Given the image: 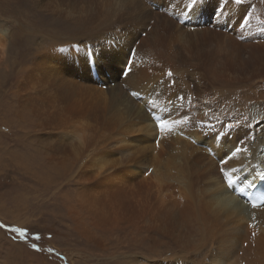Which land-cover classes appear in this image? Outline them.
Listing matches in <instances>:
<instances>
[{
	"label": "bare ground",
	"instance_id": "6f19581e",
	"mask_svg": "<svg viewBox=\"0 0 264 264\" xmlns=\"http://www.w3.org/2000/svg\"><path fill=\"white\" fill-rule=\"evenodd\" d=\"M47 1L49 7L52 2L66 7L71 0ZM91 1L93 17L87 23L100 21L95 37L86 33L82 43L64 45L66 51L56 53L55 62L48 66L50 71L69 70L75 77L56 85L62 112L43 121L50 150L73 154L82 170L100 169L121 186L116 162L125 171L134 168L130 171L133 179L140 172L145 184L154 180L149 189L141 186L142 194L128 190L121 195L115 190L112 223L141 229L160 254L174 248L156 264H217L220 260L225 264L228 254L240 264H264V208L253 210L248 200L228 189L220 173L221 157L243 134V129L229 127L237 124L234 117L238 116L240 121L245 117L251 121L254 139L245 145L249 153L238 155L228 168L243 164L245 171L240 175L253 169L264 171V123L255 127L264 121V33L256 20L264 19V3L243 0L256 9L252 26L243 30L241 40L232 30L238 17L234 4L224 10L226 18L231 16L225 26L224 20L207 23L215 15L217 0H202L183 25L164 14L161 5L167 0H152L151 5L146 0ZM100 29L108 30L110 37L118 36L119 42H106ZM77 44L82 46L76 49L73 45ZM130 47L138 52L137 67L135 75L126 79L122 71ZM86 55L96 59L104 88L94 86L97 70L93 66L90 77ZM168 71L173 78L166 76ZM131 90L139 91L140 98L131 96ZM177 96L186 97L176 100V105H183L181 111L189 114L190 122L176 125L171 132H159L145 118L144 101L164 105L169 97ZM95 116L106 118L104 126L98 130L84 127V120ZM98 149L108 150L93 163ZM140 155L147 158H136ZM134 198H139V206L125 215L121 211L127 199L130 204Z\"/></svg>",
	"mask_w": 264,
	"mask_h": 264
},
{
	"label": "rangeland",
	"instance_id": "374dc122",
	"mask_svg": "<svg viewBox=\"0 0 264 264\" xmlns=\"http://www.w3.org/2000/svg\"><path fill=\"white\" fill-rule=\"evenodd\" d=\"M93 7L91 0H71L66 7L61 2L49 7L47 0H0V223L26 227L30 236H40L39 241L16 242L0 229V264H156L173 248L160 254L141 229L112 223L115 190L142 194L141 186L149 189L154 180L145 184L140 172L133 179L134 168L125 171L116 162L121 186L100 169L82 170L73 154L49 148L42 124L62 112L56 85L75 77L69 70L50 71L48 66L64 45L82 43L86 33L95 37L99 19L87 23ZM100 7L104 11L106 3ZM100 35L110 37L106 29H100ZM93 80L94 86H106L98 76ZM105 123V117L95 116L84 120V127L98 130ZM107 150L98 149L99 159ZM137 199L130 204L127 199L121 212L126 215L139 206ZM31 243L40 250H33ZM225 264L240 263L228 254Z\"/></svg>",
	"mask_w": 264,
	"mask_h": 264
},
{
	"label": "snow or ice",
	"instance_id": "6c2138e0",
	"mask_svg": "<svg viewBox=\"0 0 264 264\" xmlns=\"http://www.w3.org/2000/svg\"><path fill=\"white\" fill-rule=\"evenodd\" d=\"M146 2L151 5L152 0H146ZM261 3H264V0H260ZM202 0H167L166 3H163L161 7L164 10L165 15L174 16L177 23L185 24L187 19L193 15L196 11L197 6L201 5ZM235 5L238 11V17L236 24L233 26V32L241 40L244 39V29H248L252 26V19L255 13L256 5L253 3H244L243 0H217L216 7L214 9L215 15L209 17L207 23H213L215 20H224L225 26L227 23H230L231 16L225 17L224 10L229 9L231 5ZM257 24L259 25V30L264 33V19L256 17ZM215 26V25H214ZM111 41L112 43H118V36L106 37L105 41ZM74 48L79 49L80 45H73ZM88 46L85 45L87 51ZM61 52L66 51V49L61 48ZM138 55L137 50L134 47L129 48L128 58L124 64L122 75H125L126 79L131 78L135 75L134 69L137 67L134 57ZM85 65L88 67V71L91 77L92 67L95 66L97 74L100 77L101 81L103 79V73L100 70L98 64H96V59L93 58L89 60L87 55L84 59ZM166 76L173 78V72L168 71ZM155 91V90H153ZM133 97L140 98L139 91L132 92ZM184 96H177L175 99L169 97L168 102L164 105H158L152 99H146L144 101L145 105V118L153 122L156 126V129L159 132H171L176 125H186L190 122V116L187 112H182L181 104L179 107L176 105V100H185ZM189 103L191 98H187ZM171 105V107H169ZM179 114L174 118V114ZM207 117V113H205ZM238 122L234 125H229V127H236L237 130L243 129V134L238 137L236 142L233 144V147L230 148L227 152H224L223 156L220 159V163L224 166L220 168L221 178L226 179L228 189L233 193H238L241 200H248L251 204V208L256 210L257 208H264V191L260 192L258 195L250 193V189H253L256 186V180L259 179L264 181V171L257 172L253 169L246 175H240L245 171V166L242 164L240 167L228 168L229 163L235 159L238 155H244L249 153V149L245 146L250 139H254L253 136V127L251 121L247 117L243 118V121H240L239 116L234 117ZM264 121L257 122L255 127H259ZM218 135V134H217ZM215 140V136L213 137ZM157 146H159V137H157ZM126 151V149H125ZM98 155L93 159V163L99 159ZM247 167H250L247 166ZM101 171H104L101 169ZM259 201V203H257ZM252 219L255 220L256 216L252 215ZM0 229L5 230L10 233L9 238L16 242L29 243L30 240L35 239L36 241L40 240L39 234L34 236L29 235V230L26 227L14 226L9 224L0 223ZM31 248L33 250L39 251V247L36 243H31ZM51 253L52 249H48ZM178 264V262H177Z\"/></svg>",
	"mask_w": 264,
	"mask_h": 264
}]
</instances>
